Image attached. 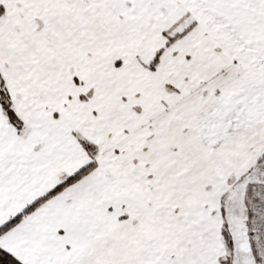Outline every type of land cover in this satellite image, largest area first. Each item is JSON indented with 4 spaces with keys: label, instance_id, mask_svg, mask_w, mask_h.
<instances>
[{
    "label": "snow or ice",
    "instance_id": "obj_1",
    "mask_svg": "<svg viewBox=\"0 0 264 264\" xmlns=\"http://www.w3.org/2000/svg\"><path fill=\"white\" fill-rule=\"evenodd\" d=\"M0 264H264V0H0Z\"/></svg>",
    "mask_w": 264,
    "mask_h": 264
}]
</instances>
